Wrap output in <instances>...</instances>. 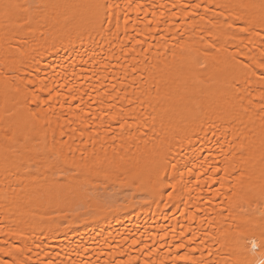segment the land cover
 Listing matches in <instances>:
<instances>
[{
	"label": "bare ground",
	"instance_id": "bare-ground-1",
	"mask_svg": "<svg viewBox=\"0 0 264 264\" xmlns=\"http://www.w3.org/2000/svg\"><path fill=\"white\" fill-rule=\"evenodd\" d=\"M14 3L0 264L264 259V0Z\"/></svg>",
	"mask_w": 264,
	"mask_h": 264
},
{
	"label": "snow or ice",
	"instance_id": "snow-or-ice-1",
	"mask_svg": "<svg viewBox=\"0 0 264 264\" xmlns=\"http://www.w3.org/2000/svg\"><path fill=\"white\" fill-rule=\"evenodd\" d=\"M243 6L244 7H255V5H251V4L243 5ZM95 7L97 9L103 8V9L107 10L109 8H112V7H118V5L105 4V5H96ZM262 7H264V4H262ZM18 8H19V5L14 3V0H0V15H3L4 17L11 18L15 14V12ZM261 19L264 20V16H262ZM100 23H101V25H103L104 21L101 20ZM229 27H231V25H229ZM247 30H248L247 28H243V27L239 29V31L242 33L246 32ZM261 67H264V64H262ZM262 99H264V97H262ZM37 100H39V97H37ZM44 102L46 103L47 101H44ZM39 106L40 105L38 103L37 107L39 108ZM121 127L123 128L124 125H121ZM216 171H219V169H217ZM261 192L264 193V185L261 186ZM240 235H243V233H240ZM261 239L264 240V230L261 231ZM262 246H264V245H262ZM255 247H256V244H255V241H253V248L255 249ZM183 259H187V258L184 257ZM237 264H255V262L245 258V259L239 260L237 262ZM258 264H264V259H261L258 262Z\"/></svg>",
	"mask_w": 264,
	"mask_h": 264
}]
</instances>
